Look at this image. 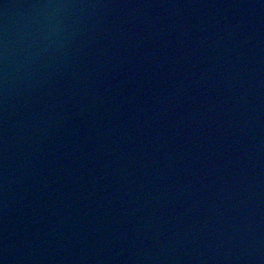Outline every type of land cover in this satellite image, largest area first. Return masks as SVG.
Listing matches in <instances>:
<instances>
[{
    "label": "water",
    "instance_id": "water-1",
    "mask_svg": "<svg viewBox=\"0 0 264 264\" xmlns=\"http://www.w3.org/2000/svg\"><path fill=\"white\" fill-rule=\"evenodd\" d=\"M0 264H264V0H0Z\"/></svg>",
    "mask_w": 264,
    "mask_h": 264
}]
</instances>
